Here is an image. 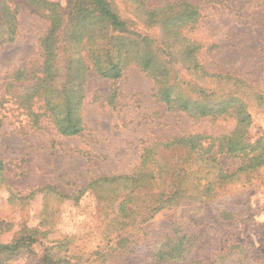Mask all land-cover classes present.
<instances>
[{"label":"rangeland","instance_id":"374dc122","mask_svg":"<svg viewBox=\"0 0 264 264\" xmlns=\"http://www.w3.org/2000/svg\"><path fill=\"white\" fill-rule=\"evenodd\" d=\"M109 1L131 22L130 30L155 39V28L132 13L137 1L152 8L176 0ZM187 1L201 16L181 33L201 46L196 60L206 71L231 74L246 85L252 143L264 134V0ZM6 4L17 14L11 42L0 15V243L21 239L24 245L1 253L0 264H42L49 247L63 258L59 264H264V165L249 181L217 189L213 200H186L152 212L146 222L136 218L138 223L123 233L118 229L119 201L135 186L125 176L166 160L181 166L186 159L180 161L179 149L166 148V141L180 135H227L234 119L168 107L154 95L152 74L127 55L114 79L101 76L89 59L80 68L83 78L70 84L76 86L70 94L78 133L61 134L41 100L33 109L44 114L35 122L28 110L16 107L11 94L22 91L19 86L40 69L39 38L48 23L25 0ZM18 69L26 78L13 74ZM148 151L153 157L146 158ZM218 160L227 172L239 162L226 156ZM184 235L182 249L169 252L177 258L152 257L159 245ZM28 244L32 254L26 252Z\"/></svg>","mask_w":264,"mask_h":264},{"label":"trees","instance_id":"16d2710c","mask_svg":"<svg viewBox=\"0 0 264 264\" xmlns=\"http://www.w3.org/2000/svg\"><path fill=\"white\" fill-rule=\"evenodd\" d=\"M8 1L0 0V15L6 23L5 39L11 42L17 9L8 6ZM25 1L41 12L48 23L39 38L43 61L40 69L26 79L28 84L19 86L22 91L17 90L11 95L16 107L28 110L35 122L44 114L33 109L41 100L61 134L78 133L81 127L75 111L76 103L70 94L76 86L70 84L83 78V69L80 68L89 59L101 76L114 79L119 75L127 55L134 56L141 70L152 74L154 95L168 107L195 116L224 114L234 119L235 127L227 135H180L166 141V148L179 149L176 157L180 161L186 159L181 166L166 160L156 163L146 172L140 170L136 176L124 177L135 186L126 198L119 201L117 210L123 217L117 224L121 233L127 226L133 227L138 223L136 218L146 222L152 212L186 200H213L217 189H224L241 180L249 181L264 165V134L252 143L247 139L251 115L245 99L246 85L231 74L206 71L196 60V52L201 46L181 33L183 28L194 26L201 16L195 4L176 0L161 7L147 8L137 1L132 13L155 28L156 38L153 39L139 34L137 29L130 30L131 22L116 12L109 0H68L65 7L49 0ZM22 72L18 69L13 74L24 79L26 77L20 76ZM38 72L40 75H36ZM184 73H187L188 79L180 76H186ZM147 153L146 158L153 157V152ZM219 156L237 158L236 169L227 172L220 164ZM176 157L173 156L174 159ZM107 179L102 180L105 182ZM223 214L229 215V212ZM132 215L134 219L129 222L127 217ZM185 237L179 236L176 243L159 245L152 257L160 261L177 258L169 252L181 250ZM166 240L169 242L170 238L166 237ZM23 245L21 239L0 243V254ZM30 246L28 244L26 252L32 254ZM52 249H46L40 263L63 262V258Z\"/></svg>","mask_w":264,"mask_h":264}]
</instances>
